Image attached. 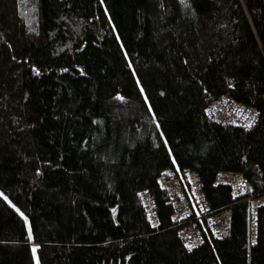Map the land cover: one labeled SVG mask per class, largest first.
<instances>
[{
  "label": "trees",
  "instance_id": "trees-1",
  "mask_svg": "<svg viewBox=\"0 0 264 264\" xmlns=\"http://www.w3.org/2000/svg\"><path fill=\"white\" fill-rule=\"evenodd\" d=\"M224 96L255 121L207 114ZM166 169L224 237L184 245ZM223 172L263 199L264 0H0V264H264V203L252 232Z\"/></svg>",
  "mask_w": 264,
  "mask_h": 264
},
{
  "label": "built area",
  "instance_id": "built-area-1",
  "mask_svg": "<svg viewBox=\"0 0 264 264\" xmlns=\"http://www.w3.org/2000/svg\"><path fill=\"white\" fill-rule=\"evenodd\" d=\"M207 114L221 123L245 126L251 125L257 118V113L253 109L247 108L227 96L216 99L208 107ZM217 182L229 185L236 197L247 196L246 200L252 203L250 214L252 216L251 228L253 232V220L257 211L256 205L263 204L264 197L261 200H256L253 204L249 184L237 174L220 173ZM158 184L166 191L173 206V220L177 221L178 225L183 226L179 236L185 246L194 248L202 242L201 229H208L216 238L225 236L230 225V215L226 211L216 214L208 213V206L205 204L206 198L202 192V184L194 172L166 169L159 177ZM138 197L145 208L147 219L152 223H156L153 212L154 202L147 190L140 191ZM197 223H199L198 226Z\"/></svg>",
  "mask_w": 264,
  "mask_h": 264
},
{
  "label": "rangeland",
  "instance_id": "rangeland-1",
  "mask_svg": "<svg viewBox=\"0 0 264 264\" xmlns=\"http://www.w3.org/2000/svg\"><path fill=\"white\" fill-rule=\"evenodd\" d=\"M193 234V233H192ZM195 238V237H194Z\"/></svg>",
  "mask_w": 264,
  "mask_h": 264
}]
</instances>
